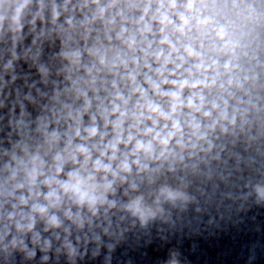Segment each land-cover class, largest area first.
I'll return each instance as SVG.
<instances>
[{"label": "clouds", "instance_id": "clouds-1", "mask_svg": "<svg viewBox=\"0 0 264 264\" xmlns=\"http://www.w3.org/2000/svg\"><path fill=\"white\" fill-rule=\"evenodd\" d=\"M249 202L264 0H0V264H131L138 236Z\"/></svg>", "mask_w": 264, "mask_h": 264}]
</instances>
